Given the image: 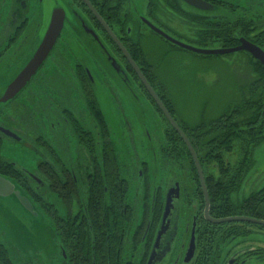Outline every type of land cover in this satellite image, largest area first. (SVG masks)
I'll return each instance as SVG.
<instances>
[{"label": "flooded vegetation", "instance_id": "af4514ba", "mask_svg": "<svg viewBox=\"0 0 264 264\" xmlns=\"http://www.w3.org/2000/svg\"><path fill=\"white\" fill-rule=\"evenodd\" d=\"M86 1L122 45L124 37L106 21L107 12L103 8L118 7L125 1L136 18L132 19L133 14L128 13L131 23L136 25L132 34L141 35L137 29L145 17L135 14L133 0ZM204 1L213 6L211 10H197L181 0H164L163 31L170 37L172 32L196 41L174 27L177 19L191 29L176 13L177 9L193 16L195 22L204 17L203 21L211 25L219 17L233 19L254 14L256 8L263 7L258 5L263 0ZM54 9L63 10L64 21L53 47L23 88L0 102V176L13 182L48 212L60 264H76L75 259L95 264L96 258L116 262L130 259L133 264H147L169 191H176L177 198L154 264H195L198 259H206L202 244L197 249L196 235L201 227L208 229L210 222L203 217L204 203L201 208L197 201V182L188 175L191 168L187 156L184 154L178 169H172L171 165H164L161 154L167 147L165 135L169 128L181 137L84 0H0V99L35 55ZM258 15L263 28L264 8ZM127 33L129 36L130 29ZM239 38L244 37H238V41ZM233 54L248 55L244 51ZM136 65L144 76L143 69ZM145 79L185 134L187 127L183 129L177 122L171 105L169 109L162 99L161 89ZM143 108L154 115L158 130L156 134L143 131L139 142L141 158L130 121L135 123L136 114L142 113ZM181 145L182 151H188L182 139ZM108 153L116 165V175L111 177L106 174ZM189 156L194 166L190 153ZM157 163L158 178L150 175L149 169L150 164ZM48 195H52L50 204ZM0 211H4L1 206ZM104 212L111 214L114 223L117 216H127L124 229L117 224L97 225L95 216ZM152 215L153 218L156 215L155 221ZM193 222L195 251L185 263ZM139 227H142L140 235L136 231ZM251 233L250 228L248 235ZM242 239L221 249L222 256L218 259L222 264H250V259H255L250 252L255 249L264 252V248H244Z\"/></svg>", "mask_w": 264, "mask_h": 264}, {"label": "trees", "instance_id": "16d2710c", "mask_svg": "<svg viewBox=\"0 0 264 264\" xmlns=\"http://www.w3.org/2000/svg\"><path fill=\"white\" fill-rule=\"evenodd\" d=\"M103 10L107 12L106 21L109 24H113V27L118 28V34L124 37L122 42L131 58L143 69L144 76L154 83L150 67L145 64V61V63L142 61L141 36L137 38L128 36V29L132 32L136 31V25L131 23L128 12L124 11L123 5L118 7L109 6L103 8ZM164 10V0H147L143 17L163 30ZM177 12L186 24L191 27V30H195L196 42L203 47L218 44V48L229 49L238 45V37L241 36L264 51V27L260 26L258 18L255 20L257 15L252 18V16L245 14L243 16H235L233 19H228L227 17V20L224 17H219L218 22L213 24L216 28L213 31L209 27L210 24L203 21L204 17L202 20L195 22L194 17L188 13L182 14L179 9L176 10ZM150 33L154 34L151 31ZM154 35L157 36L156 34ZM157 37L164 40L159 36ZM230 55L235 54L218 57L222 58ZM245 56L247 57V64L252 67L256 76L249 85L238 89L234 103L228 106L224 114L213 120H201L196 126L186 130L183 127L202 170L209 199L208 214L213 219L243 216L264 221V185L260 186L256 183L252 187H248L250 189L247 194L244 193V187L249 182L247 180L256 165L255 151L264 145V68L249 54H245ZM162 99H164L163 96ZM164 100L170 109L169 101ZM165 138L168 142L166 144L167 147L161 151L164 157V165L167 166L169 164L172 169L175 167L178 169L177 166L180 164V160L184 158V154L187 156L186 161H189L191 168V172L189 171L188 175L195 177L199 193L197 201L202 208L204 203L203 193L188 151L186 149L185 151L181 150V139L172 129L169 128V133L165 135ZM174 143L175 146H173ZM115 167L116 165L109 158L108 153L107 177L116 175ZM123 192H127V189L124 188ZM110 215L108 212H104L99 216H95V223L97 225L117 224L118 226H123L122 228L124 229V221L127 216H117L118 218L114 223ZM151 217L152 220H156V215H154V218L153 215ZM207 225L209 226L208 229L201 227L197 231L196 244L198 250L199 245L202 244L209 259H198L195 264H222L218 258L222 256L221 249L226 244L246 237L252 227L263 228L262 226L243 222L208 223ZM136 231L140 235L142 227H139ZM135 236L134 234L131 242L134 241ZM137 238L140 240L139 237ZM131 244L133 245V243ZM250 255L255 257V259H250V264H264V252L262 250L255 249L252 253L250 252ZM75 261L76 264H84L77 259ZM94 263L133 264L130 259H122L120 262H116V259L97 258ZM0 264H14L10 259L9 250L2 243H0ZM89 264H91V260Z\"/></svg>", "mask_w": 264, "mask_h": 264}, {"label": "rangeland", "instance_id": "374dc122", "mask_svg": "<svg viewBox=\"0 0 264 264\" xmlns=\"http://www.w3.org/2000/svg\"><path fill=\"white\" fill-rule=\"evenodd\" d=\"M133 1L132 8L135 10V14L138 17H143L147 0ZM258 2V5L263 7L261 9L256 8L254 14L248 13L252 18L257 15L255 20L261 19L258 14L262 13L264 8V0ZM122 5L124 11L128 13L130 11V16L134 13L131 12L125 1ZM219 14L226 15L222 12ZM131 18L136 19L134 14ZM173 25L178 29V32L190 34L191 39L197 40L195 30L189 29L182 21L176 19ZM209 27L213 31L216 29L213 24ZM115 30L119 32L117 28ZM137 30L141 34L139 35L141 36L140 48L143 59L141 60L150 67L155 85L161 89L164 99L169 101L175 119L183 127L192 128L201 120L210 121L224 114L228 106L236 100L238 89L249 85L256 76L252 67L248 66L247 58L243 54L222 58L197 55L174 48L166 41L150 33V30L143 24H140ZM170 35L175 40L195 48H218V44L203 47L198 42L191 41L184 36L178 37L172 32ZM129 37L134 38L131 30ZM121 85L123 86L122 83ZM158 92L160 93L159 90ZM153 116L144 110L142 113L136 114L135 123L130 121L135 132L136 151L141 158L143 153L139 147V142L143 138V131L148 130V133L156 134L158 130V123ZM255 159L256 165L247 180L249 182L244 187L245 194L250 189L248 187H252L256 183L260 186L264 185V145L256 149ZM149 167L150 175L160 177L158 163L150 164ZM12 202L18 204L14 199ZM12 202H7V205L11 207L10 210L0 211V241L7 246L11 261L14 264H60V259H56L53 223L48 212L34 203L36 215H31L23 209L22 211L14 210ZM51 202L52 195H48V203ZM184 217L187 219L188 213L185 212ZM251 230L252 233L242 239L244 240L242 246L244 248H264V230L256 227H252Z\"/></svg>", "mask_w": 264, "mask_h": 264}, {"label": "water", "instance_id": "95a60500", "mask_svg": "<svg viewBox=\"0 0 264 264\" xmlns=\"http://www.w3.org/2000/svg\"><path fill=\"white\" fill-rule=\"evenodd\" d=\"M88 7L92 10L94 15L97 17V19L102 23L106 33L110 36V38L113 40V42L116 44V46L121 51L122 55L126 58L127 62L130 64V66L133 68L141 82L146 86L149 94L153 97L155 100L157 106L167 119V121L170 123L172 128L176 131V133L181 137V139L186 144L188 151L193 159L194 166L197 172L198 179L200 181L203 198H204V212L203 217L212 224H224V223H231V222H243V223H249L254 225H259L264 227V221L263 220H257L253 218L243 217V216H233V217H226V218H220V219H213L209 216V199L207 194V189L204 183V178L202 174V170L200 168L197 156L190 145V142L186 135L183 133V131L178 127L176 122L172 119L169 112L166 110L162 102L158 99L156 94L153 92V90L150 88L149 84L147 83L145 77L142 75L140 70L138 69L136 63L133 61V59L130 57L127 50L124 48V46L120 43V41L117 39L116 35L111 31V29L107 26V24L104 23V21L96 14V12L93 10V8L89 5V3L84 0ZM186 5L193 7L197 10L207 11L212 9V5L205 2L204 0H181ZM142 23L154 34L157 36L163 38L164 40L170 42L172 45L177 46L178 48L182 50L189 51L191 53L202 55V56H224L228 54H233L236 52L244 51L248 53L254 60H257L260 65L264 68V51L261 50L258 46L250 43L244 38H239V46L229 48V49H223V48H217V49H201V48H195L193 46L184 44L178 40H175L174 38L170 37L168 34H166L162 29L156 27L151 22H149L145 18H141ZM63 21H64V12L62 9H54L51 15L50 23L48 25V28L46 30L45 36L43 38V41L41 45L39 46L38 50L36 51L33 58L28 62L27 66L24 68V70L19 74V76L6 88L3 96L0 99V102H5L13 94L18 92L23 86L26 84V82L29 81L30 77L35 73L39 65L42 63V61L46 58L48 53L50 52L51 48L53 47L56 38L58 37L59 33L62 30L63 27ZM112 63H115L114 60H111ZM177 198V192H168L165 196V203L160 219V224L158 231L155 236L154 243L151 248V252L149 255V259L147 261V264H154V257L156 255V252L159 247V241L163 233L166 231L167 225L170 223L171 213L173 211L174 203L176 202ZM12 199H14L18 204L15 202H12ZM11 201L13 203L12 208L17 211H26L27 213L31 215H36L34 213V202L27 196L24 195L18 187L15 186V184L3 177L0 176V206L3 208L4 211L10 210L11 207L7 205V202ZM194 222L192 223V231L190 235V239L186 248V252L184 254L183 262H189L191 258L194 255L195 251V240H194ZM3 243V242H2ZM4 244V243H3ZM5 245V244H4ZM6 246V245H5ZM7 248V246H6ZM8 249V248H7Z\"/></svg>", "mask_w": 264, "mask_h": 264}]
</instances>
